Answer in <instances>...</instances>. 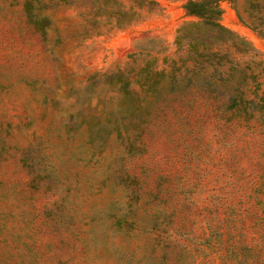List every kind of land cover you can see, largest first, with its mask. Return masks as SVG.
Returning <instances> with one entry per match:
<instances>
[{
  "label": "rangeland",
  "instance_id": "374dc122",
  "mask_svg": "<svg viewBox=\"0 0 264 264\" xmlns=\"http://www.w3.org/2000/svg\"><path fill=\"white\" fill-rule=\"evenodd\" d=\"M187 1L0 0V264H264V0Z\"/></svg>",
  "mask_w": 264,
  "mask_h": 264
},
{
  "label": "trees",
  "instance_id": "16d2710c",
  "mask_svg": "<svg viewBox=\"0 0 264 264\" xmlns=\"http://www.w3.org/2000/svg\"><path fill=\"white\" fill-rule=\"evenodd\" d=\"M222 0H188L184 6L187 15L198 18L188 21L178 30L177 45L188 39L195 51L199 47L210 48L219 43H232L238 46L239 38L220 24ZM261 34L264 35L263 32Z\"/></svg>",
  "mask_w": 264,
  "mask_h": 264
}]
</instances>
